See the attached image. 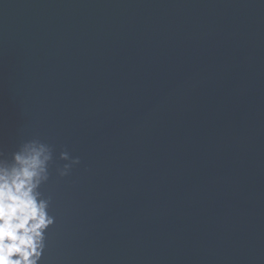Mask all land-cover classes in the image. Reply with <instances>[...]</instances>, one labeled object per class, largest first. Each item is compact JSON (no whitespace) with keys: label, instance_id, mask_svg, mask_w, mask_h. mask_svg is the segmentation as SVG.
<instances>
[{"label":"water","instance_id":"obj_1","mask_svg":"<svg viewBox=\"0 0 264 264\" xmlns=\"http://www.w3.org/2000/svg\"><path fill=\"white\" fill-rule=\"evenodd\" d=\"M33 138L41 264H264V0H0V151Z\"/></svg>","mask_w":264,"mask_h":264},{"label":"clouds","instance_id":"obj_2","mask_svg":"<svg viewBox=\"0 0 264 264\" xmlns=\"http://www.w3.org/2000/svg\"><path fill=\"white\" fill-rule=\"evenodd\" d=\"M59 177L70 174L80 159L61 151ZM53 148L39 138L19 144L10 159L0 151V264H41L48 230L55 223L52 198L42 187L50 179Z\"/></svg>","mask_w":264,"mask_h":264}]
</instances>
